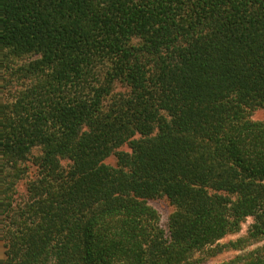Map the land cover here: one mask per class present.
Here are the masks:
<instances>
[{"label":"trees","instance_id":"obj_1","mask_svg":"<svg viewBox=\"0 0 264 264\" xmlns=\"http://www.w3.org/2000/svg\"><path fill=\"white\" fill-rule=\"evenodd\" d=\"M0 81L3 264H264V0H0Z\"/></svg>","mask_w":264,"mask_h":264},{"label":"rangeland","instance_id":"obj_2","mask_svg":"<svg viewBox=\"0 0 264 264\" xmlns=\"http://www.w3.org/2000/svg\"><path fill=\"white\" fill-rule=\"evenodd\" d=\"M33 59H30L29 61H32ZM14 70H16V68L14 67ZM2 82L0 81V86H2ZM11 89V88H10ZM16 93L15 88H13L10 91H5V98L7 99H12L14 94ZM252 118L255 121H263L264 120V111L263 110H257L252 114ZM121 151H126L128 152L129 149L128 147H124L122 148ZM108 165L111 166H116L117 164V158L115 156L110 157L107 162ZM24 183H21V185L19 186V194H23L25 192V188H24ZM150 206L153 207L159 214L160 216V224L162 226V228H164L167 231L168 228V222H169V218L171 217V215L174 213L175 209L169 204V202L166 199H155V200H151L149 202ZM253 223V219H248V221L243 225L242 227V231L238 234L229 236L227 238H225L223 240L222 243H226L229 242L231 240H235L239 237L244 236L247 233V230L250 226V224ZM237 255V252L234 251H229V252H225L221 255H218L214 258L209 259L207 262H205L204 264H218L224 261H227L233 257H235ZM5 260V248L3 247V242L0 241V264H3V261Z\"/></svg>","mask_w":264,"mask_h":264}]
</instances>
